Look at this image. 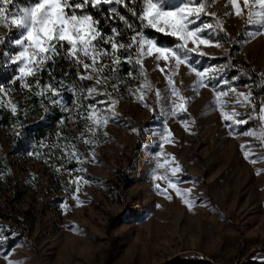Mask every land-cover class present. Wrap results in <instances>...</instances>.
Returning <instances> with one entry per match:
<instances>
[{"label":"rangeland","instance_id":"rangeland-1","mask_svg":"<svg viewBox=\"0 0 264 264\" xmlns=\"http://www.w3.org/2000/svg\"><path fill=\"white\" fill-rule=\"evenodd\" d=\"M21 1L14 0L9 9L37 2ZM182 2L165 0V6ZM205 4L201 21L213 26L219 21L217 31H223L206 37L210 43L191 54L193 63L199 60L195 66L201 71L224 67L217 79H228L236 93L252 92L255 82L236 71L264 70V35L253 36L259 26H246V12L235 16L229 0ZM23 31L0 23V36L5 37L0 86L6 89L0 93V108L9 112L11 103L17 108L19 103L16 92L7 91L12 89L7 76H17L20 66L10 62L20 50L12 41ZM172 66L174 61L166 65L153 54L141 58L132 76L120 72L116 80L114 73L105 72L110 84H116L115 89L108 87L110 97L102 95L105 104L98 105L109 120L92 131V121L85 120L88 112L78 115L79 101L72 103L83 87L66 86L61 100L67 118L59 127L66 137L64 151L77 167L68 170L61 160L55 162L60 185L49 174L51 165L27 155L25 134L17 141L13 128L0 127V164L7 165L3 179L10 185L0 187V230H14L0 245V264H7L6 250L14 264H162L175 258L241 264L264 255V140L239 129L229 136L220 114H247L252 106L231 107L237 97L225 88L226 95L219 97L224 106L218 108L213 89L198 86L189 65H180L174 75ZM88 74L95 75L91 70ZM233 75L239 78L232 81ZM173 87L184 101L171 95ZM157 91L162 99L153 103L151 95ZM112 100L116 103L109 107ZM171 101L183 102L185 111L172 115ZM165 127L172 136L161 147ZM157 159L165 167L157 168ZM176 164L181 168L177 187L186 195L182 199L173 192L167 199L155 187H166V182L154 175L171 177L168 167ZM184 199L193 201L191 208ZM62 203L67 207L62 209Z\"/></svg>","mask_w":264,"mask_h":264},{"label":"snow or ice","instance_id":"snow-or-ice-1","mask_svg":"<svg viewBox=\"0 0 264 264\" xmlns=\"http://www.w3.org/2000/svg\"><path fill=\"white\" fill-rule=\"evenodd\" d=\"M13 2L14 0H0V23L24 30L18 39L12 41L14 45L19 46L20 50L11 56L10 62L19 63L20 66L17 69L18 75L13 78L11 83L15 85L18 81L20 88L30 87L25 82L26 77L35 78L37 72L47 70L49 62L55 64V58L62 57L70 61L77 69L78 76V81L72 82L73 88L83 80L94 82L86 89L87 94L81 88V96L74 98L72 101L74 105L79 101L78 115L82 111L88 112L85 120L92 121V124L89 125V131H92L93 126H102L109 120L107 115H101V110L98 108V105L105 104V101L97 99V97L101 95L110 97L111 94L108 91V87L115 89L116 84H110L109 77L104 76V73H114L113 78L119 80L121 72L119 65L126 62L130 66L127 75L132 76V69L139 66L141 58L154 54V60L157 62L162 60L168 65L169 61H174V66L171 69L173 75L176 68L180 65H189L190 71L194 72L197 77V85L213 89L218 108L224 106L221 104L219 97L226 95L223 90L225 88L231 90L227 93L229 96L234 93L237 97L231 107H243L246 104H251L252 111L247 114L238 113L234 110L231 113L221 112L220 114L226 122L224 127L228 129L229 136L239 129L246 136H259L260 139L264 140V101L259 105L257 113V106L253 103L255 98L252 96L251 90L247 93H236L235 86L228 79L222 76L219 79L216 78L218 73L225 71L224 67L214 68L212 72H209L208 68H204L201 71L197 70L195 66V64L199 63V60H196L195 64L193 63L191 54L198 52L199 45H208L210 43L209 38L206 37L215 38L223 31V29H220V32L217 31L219 21H217L216 26L201 21L202 14L206 12L205 0H183L178 6L167 7L165 6V0H140L139 12H137L135 7H129L126 0H37V2L31 3L30 6L10 10L9 5L13 4ZM136 2L137 0H131L133 5ZM208 2L210 3L211 0H208ZM229 2L232 13L235 16H244L246 12V26H259L252 33L253 36L264 35V0H229ZM101 4L123 5L127 12L138 20L139 28H137L135 23H130L124 15H121L117 7L110 6L108 9L110 16L118 18L131 35L125 41H118L117 37L121 33L117 27H111L110 35L102 32L99 27L100 21L86 10L89 6L93 9H99ZM257 5H259L258 11L256 10ZM198 21L201 22L198 24ZM105 23L107 25V20ZM146 29H152L157 33L174 37L178 42L174 46L162 45L154 38L149 37L145 32ZM4 43L5 37L0 36V45ZM189 43H191V47H189ZM101 44L109 45V48H102L100 47ZM123 52H127V56L121 61L120 54ZM199 55H203V53L201 52ZM81 69L83 72H81ZM90 70L95 75L88 74ZM68 74L67 72L65 73L66 76ZM240 74L245 75L242 70H240ZM238 78L237 75H233L231 80L235 81ZM249 79H251L250 76ZM261 80L264 81V73H261ZM61 83L63 82L61 81ZM168 83L172 84L171 78L168 79ZM37 86H39L38 79ZM261 86L260 84L257 85V87ZM44 87L50 88V85H45ZM101 87L104 89L103 92H100ZM13 90L8 89L7 91ZM51 91L53 95L47 97L48 102L53 106L59 104L62 111L67 112L68 109L65 103L61 99H56V97L60 96L59 91L55 88H51ZM0 93H6V89L2 86H0ZM36 94L41 95V93ZM171 95L177 96L180 101L185 100V97L174 87L171 89ZM241 97L242 99H239ZM161 99V94L157 91L155 93V103H160ZM89 100L92 102L86 103ZM115 103L116 101L112 100L108 106L110 107ZM171 108L172 115H176L178 111H185V104L171 101ZM10 112L12 115L17 114L18 108L15 103H11ZM45 112H47L46 107ZM26 118L27 114L25 113ZM66 118H62L61 123ZM25 127L24 124L19 123V130L17 131L16 126L13 125V135L17 141L24 136ZM257 128L258 132L254 130ZM133 131H136V129H133ZM171 136L172 133L165 127L164 133L161 135L160 146L163 147V143ZM44 139L46 137L42 138L41 147L44 146ZM85 143H88V141H85ZM27 155H33V153L29 152ZM249 156L248 151H243L245 160H248ZM157 157H159V153H157ZM156 166L157 168L165 167L159 159L156 161ZM168 170L171 172V177L154 175L155 180H163L167 185L162 188L161 184L157 183L155 185L157 194L167 199H172V193L174 192L177 197L183 199L186 192H182L177 187V184L181 182L177 176V173L181 171L180 165L169 166ZM75 199L77 204H83V201H80L78 197ZM184 202L189 208L193 205L192 200L184 199ZM60 207L64 209L67 204L62 203ZM13 233L14 230L10 228L0 230V245L6 242V234ZM3 255L7 264H14L12 260L8 259L9 253L7 250ZM253 259L257 261V264H264V255L253 257Z\"/></svg>","mask_w":264,"mask_h":264},{"label":"trees","instance_id":"trees-1","mask_svg":"<svg viewBox=\"0 0 264 264\" xmlns=\"http://www.w3.org/2000/svg\"><path fill=\"white\" fill-rule=\"evenodd\" d=\"M18 2H22L21 0H17ZM35 1V0H31ZM126 3L129 7H135L137 12L140 10V0H137L136 4H132L131 0H126ZM117 7L118 11L121 15H124L130 23H135L137 28H139V22L136 18L132 17L126 10V8L121 5L117 6L115 4L105 5L101 4L99 9H93L89 6L86 10L93 15V17L100 21L99 27L102 32L111 34V27H117L118 31L121 33L118 37V41H125L129 38L131 33L129 30L125 29L122 22L115 18L114 16H110L108 9L109 7ZM107 20V25L105 21ZM146 34L157 40L160 44L166 46H174L178 41L171 36L157 33L152 29H146ZM102 48H109V45L101 44ZM127 56V52H123L120 54V59H123ZM55 64L51 62L47 65V70H41L36 73L34 77H26V83L30 85V87L20 88L19 82L15 85L11 83L13 80V76H7L8 83L12 89L16 92L19 103H18V112L16 115H12L8 110L0 108V127L4 128H13V125L19 130V123L24 124L26 127L24 129V134L27 138V151L33 153L32 157L35 160L41 161L48 166H52L49 174L57 181L60 185V177L56 170L55 162L57 160H61L64 162L62 168L73 170L77 167V163L74 159H70V154L65 153V142L66 137L64 135V131L59 127L62 118L65 116V112L62 111L60 105L56 106L51 105L47 97L52 96L53 92L51 88H55L59 91L60 96L56 97V99H62L64 93L66 92V86L72 84V82L78 81L77 69L70 63V61L63 59L62 57L55 58ZM130 70V66L128 63H121V74L127 75ZM138 69L133 68V74H135ZM240 70L245 73V75L240 74ZM69 73L67 76L65 73ZM81 72H83L81 70ZM237 74L239 76L244 77L245 79H249L255 82V87L252 89V96L255 98L253 103L257 106V113L260 105V96L264 93V81L261 80V73L264 70L257 74L255 71L250 69H245L243 67L237 68ZM13 74V71L12 73ZM9 78V79H8ZM37 79L39 80V86H37ZM61 81L63 83H61ZM94 82L91 80H83L82 82L77 83L75 86L83 87L85 90L91 86ZM262 85L261 87H257V85ZM45 85H50V88L44 87ZM103 88H100V91ZM36 93H41V95H37ZM103 96H98L97 99H102ZM152 101L154 103L155 97L151 95ZM92 102V101H91ZM45 107L47 108V112H45ZM25 113L27 114V118L25 119ZM42 117H44L42 119ZM59 133V135H57ZM43 147L40 146V142L42 138ZM7 170V165L0 164V187L7 188L9 183L7 180L3 179V176Z\"/></svg>","mask_w":264,"mask_h":264},{"label":"water","instance_id":"water-1","mask_svg":"<svg viewBox=\"0 0 264 264\" xmlns=\"http://www.w3.org/2000/svg\"><path fill=\"white\" fill-rule=\"evenodd\" d=\"M162 264H215L212 261L206 260V259H189V260H183V259H172ZM241 264H257V261L255 259H249L248 261H245Z\"/></svg>","mask_w":264,"mask_h":264}]
</instances>
